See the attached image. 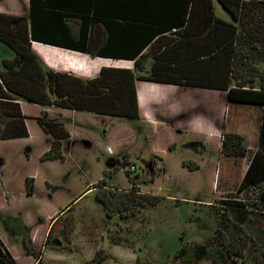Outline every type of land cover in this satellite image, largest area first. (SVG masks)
Returning a JSON list of instances; mask_svg holds the SVG:
<instances>
[{"label":"rangeland","instance_id":"374dc122","mask_svg":"<svg viewBox=\"0 0 264 264\" xmlns=\"http://www.w3.org/2000/svg\"><path fill=\"white\" fill-rule=\"evenodd\" d=\"M218 13L226 16L220 6ZM221 97L225 105V94ZM174 101L177 98L148 109L152 114L144 115L147 122L67 112L73 134L61 137L62 159L46 163L49 169L42 163L44 176H39L37 192L32 197L25 195L27 189L19 192L25 181L20 185L17 179L8 197L0 194V207L9 205L12 211L0 215V229L11 240L14 238L7 242L19 249L15 256L20 263H36L27 256L32 248L45 252L46 261L41 259L44 264H130L137 260L138 264H176L181 246L190 245L193 251L200 244L208 246L213 259L212 253L218 255L222 248L219 242L229 240L218 238L221 233L215 236L218 219L226 213L229 227L237 224L251 238L246 240L243 257H223L226 261L220 264H256V257L264 249V213L252 204L256 189L241 190L239 186L259 148L261 109L237 104L232 108L228 102V108L225 105L216 113L214 110L212 120L206 123L198 119L197 112L195 118L183 120L197 123L195 132L186 134L180 126L182 120H176L171 111L177 108ZM200 105L194 110H200ZM227 133L243 137L245 156L223 154L222 142ZM35 143L38 150L39 143ZM23 149L16 156L19 160H26L30 154V150ZM14 153L13 149L7 150L9 161L15 159ZM35 155L34 151L30 165L19 169L18 176L36 170L39 163ZM129 167L131 177L123 171ZM29 177L34 179L35 191V178ZM98 181L115 190L134 184L162 200L156 206L140 209L137 215L108 216L95 199ZM235 201L246 202V210H237ZM42 221L44 224L39 225ZM238 226L234 227L239 230ZM101 249L111 258L95 261ZM211 261L204 259L198 264Z\"/></svg>","mask_w":264,"mask_h":264},{"label":"trees","instance_id":"16d2710c","mask_svg":"<svg viewBox=\"0 0 264 264\" xmlns=\"http://www.w3.org/2000/svg\"><path fill=\"white\" fill-rule=\"evenodd\" d=\"M57 1L30 0V18L0 13V41L16 51L18 58L20 49L30 47L31 39L45 41L37 39L45 38L41 29L44 28L42 22L49 19L47 15L58 13L62 22L74 20L80 26L78 39L75 40L71 25L66 23L68 29L65 39L61 40V46L95 56L91 49V28L100 23L106 33L101 51L106 54L110 51V41L112 45V40L122 36L136 38L138 44L127 53L136 52V57L133 58L138 66L136 58L141 52L139 45L145 48L157 35L174 30L172 33L177 36H167L168 39L177 40V44L185 42L194 53L179 55V59L174 61L173 75L166 69L164 75L152 73L143 78L227 90L232 108L237 104L253 105L261 109L259 148L253 154L239 187L248 191L256 189L252 204L257 211L264 213V0H218L231 15L230 20L217 14L215 0H61L60 4ZM56 7L59 9H55ZM166 55L171 54L166 52ZM162 57L156 54L158 60ZM25 66H20L19 73L26 69ZM47 73L48 85L57 96L54 101L60 106L122 118H139L136 76L129 69L103 67L100 75L94 79H83L71 73L53 70ZM0 83L8 90L18 93L2 73ZM20 91L18 94L26 96L23 90ZM12 106L15 105H10L14 108ZM14 109L13 113L20 114L17 118L22 129L17 135L0 138L28 135L25 116L21 114L19 107ZM39 121L47 130L45 119L40 117ZM66 135L68 134L53 136L51 149L42 158L62 159L61 137ZM222 152L226 156H245L243 137L238 133L225 134ZM131 172L126 170L125 174L131 177ZM96 184L95 199L108 216L137 215L140 209L156 206L162 200L158 195L142 192L134 184L131 188L117 190L105 187L99 181ZM26 189L28 193H33L32 177L27 178ZM233 204L237 210H246L247 204L244 201H235ZM229 222L226 213H222L215 236L221 233L218 238L229 240L228 243L219 242L222 248L218 255L212 253L213 259L206 244L193 247V251L188 245L181 246L176 255V264H198L204 259H211V264H220L225 260L223 257H243L248 247L246 240L251 237L237 224L234 226H238L239 230L234 226L229 227ZM49 234L46 244L50 240ZM36 256L38 260L35 264H44L40 253ZM108 258L111 255L101 249L97 251L94 260L103 262ZM255 262L264 264V249ZM0 264H18L1 238ZM117 264L127 263L119 261Z\"/></svg>","mask_w":264,"mask_h":264},{"label":"crops","instance_id":"0c3cea01","mask_svg":"<svg viewBox=\"0 0 264 264\" xmlns=\"http://www.w3.org/2000/svg\"><path fill=\"white\" fill-rule=\"evenodd\" d=\"M60 1L61 0L57 1L58 4H60ZM215 6L219 16L223 17L218 13V6L223 9L226 15L223 18L227 20L231 19L229 12L218 0H215ZM55 9L59 8L56 7ZM0 13L13 16H27L30 18L31 2L30 0H0ZM47 16L49 19L42 22L44 28H41L45 38H37L44 39L45 41L31 39L30 47L20 49L19 52L21 54L19 53L18 58L16 51L0 41V73L4 74L6 79L10 81L12 88L18 93L21 92L20 90H23L24 94L26 93V96L20 95L8 90L0 83V107H2V110H0V136L17 135V133L21 131L22 127L17 118L20 114L16 115V113H13L15 112L14 108H16V106L19 107L21 114L25 116L24 120L28 131L27 136L0 138V194L5 193L8 197V194L13 190L11 187L17 179L20 180V185H23L22 183L25 181V185L18 189L21 193L25 192L26 179L29 176H33L36 183L35 191L33 194H27V192H25V195L32 197L39 187V176H44L42 175L41 169L45 167L49 169L46 163L51 161V159L46 160L43 159L42 156L51 149L53 136L73 134L67 122V112L73 110L75 112L96 113L58 105L54 101L57 96L53 93L47 82L49 76L47 71L49 70L60 73H71L83 79H94L100 75L103 67L129 69L133 71L136 76L135 83L139 104V118L132 120L147 122L144 121V115L147 116L152 114V111L149 112L148 109H155L156 105L159 106L168 99L175 100L177 98V101H174L177 103V108L173 107L171 111L176 116V120H182L180 126L184 128L183 131H185L186 134L192 133L191 130L195 132L197 123L191 120L183 122V120L190 117L195 118L197 115L196 113L199 112L197 115L198 119H202L206 123L212 120L211 116L214 110L216 113L219 111L220 107L225 105L228 108L229 99L227 90L184 83L156 82L143 78L152 73L164 75L166 69H169V73L173 75L174 61L179 59V55L194 53L190 50L188 45H185V42H183V44H177V40L168 39L167 36H177L176 34L173 35L172 32L174 30L157 35L145 46V48H142L140 44L138 48L141 49V52L136 58L139 64L137 66L136 60L133 58L136 57V52L127 53L133 50L134 46L138 44L136 38L122 36L116 40H112V45L110 41V47L108 48L110 51L105 54L101 51V48L105 44L106 33L104 26L99 23L91 28V49L95 54V56H93L86 52L61 46L63 45L61 44V40L65 39L68 29L66 23L71 25L75 40L78 39V29L80 26L76 21L65 20V22H62L58 13ZM166 52H169L171 55H166ZM156 54L162 55L165 59L162 57V59L158 60ZM21 65H24L26 69L22 73H19ZM9 70L11 71L9 72ZM6 92L9 94H6ZM222 93L225 94V105H222ZM213 99L214 101L212 102ZM202 103L204 104L200 105ZM197 104L200 105V110L195 111L194 109L198 106ZM10 105L15 106L11 108ZM53 107L57 109L56 113H53ZM96 114L110 116L107 114ZM40 117L45 119L46 125L48 126L47 130L40 123ZM74 124H76V122H74ZM35 142L39 143L38 150ZM23 147V150L26 148L28 151L30 150V154L26 160H19L16 156ZM10 149L15 151L13 154L15 159L12 161H9L6 155L7 150L10 151ZM34 151L36 152L35 157L39 163L35 168L36 170L32 172L23 171L20 172L18 176L17 171L19 169L27 168L30 165V156ZM42 163L45 167L42 166ZM8 208L9 205L4 208L0 207V215L11 213L12 211ZM42 223L44 224V221L38 224L42 225ZM23 224L27 228L28 225L25 222H23ZM0 238L15 257L17 263L23 264L22 262L20 263L18 257L15 256V252H19V249L16 248L15 244H12V246L8 244L7 241L11 240V237L4 234L1 229ZM13 239L14 238H12V240ZM27 247V245L24 246L25 249H27ZM31 250L32 248L29 249L30 253L28 252L27 256H32L35 261L38 260L36 256L37 253H40V259L44 258L45 252ZM43 260L46 261V259Z\"/></svg>","mask_w":264,"mask_h":264},{"label":"built area","instance_id":"2783aa9c","mask_svg":"<svg viewBox=\"0 0 264 264\" xmlns=\"http://www.w3.org/2000/svg\"><path fill=\"white\" fill-rule=\"evenodd\" d=\"M133 167H134V166H133ZM126 170H130V171H131V167H129V169H125V168L123 169L124 172H125Z\"/></svg>","mask_w":264,"mask_h":264}]
</instances>
